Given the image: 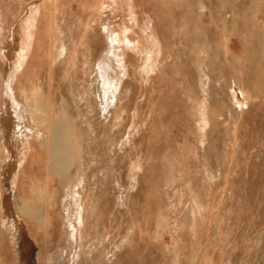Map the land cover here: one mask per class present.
Listing matches in <instances>:
<instances>
[{
    "label": "rangeland",
    "instance_id": "1",
    "mask_svg": "<svg viewBox=\"0 0 264 264\" xmlns=\"http://www.w3.org/2000/svg\"><path fill=\"white\" fill-rule=\"evenodd\" d=\"M66 1L57 0L59 11L69 5L73 18L68 23L76 22L74 36H82L89 46L90 61L80 57L75 65L77 71L66 82L71 95L65 94L68 87L61 74L53 73L54 106H61L64 96L76 98L81 105L77 112L70 110V122L82 112L90 115H85L80 136L66 130L69 167L63 174L49 173L55 198L47 201L53 199L56 214L47 233L65 243L73 216L63 212L69 202L62 198L67 183H80L76 200L88 207L80 227L93 228H87L90 260L77 261L72 247L63 264H264V0H200L204 15L198 0ZM9 2L0 0V8ZM48 2L52 0H20L10 7L9 34L2 38L1 52L9 48L3 45L5 39L11 47L15 44L12 24L36 16L37 38L27 47L22 39V47L27 61L33 60L28 61L31 68L45 65L51 20L44 23L35 7L51 16ZM19 60H5L0 81ZM81 90L87 92L82 102ZM21 100L23 119L34 130ZM7 105L12 108L11 102ZM200 108L207 117L201 128L196 121ZM24 138L41 158V168L46 146L39 142L43 147L37 148L36 130ZM14 142L0 145V191L8 189L11 211L0 218V242L6 241L5 256L12 264H32L33 251H28L33 256L27 262V242L13 227L23 224L22 219L32 222L31 236L42 243L44 229L33 215L45 212V174L29 203L33 213L13 208L22 198L11 181L23 168L13 157ZM28 176L36 178L37 169Z\"/></svg>",
    "mask_w": 264,
    "mask_h": 264
},
{
    "label": "bare ground",
    "instance_id": "2",
    "mask_svg": "<svg viewBox=\"0 0 264 264\" xmlns=\"http://www.w3.org/2000/svg\"><path fill=\"white\" fill-rule=\"evenodd\" d=\"M17 1H20V0H16L14 3L12 2V0H10V2L7 4V6L6 5L4 6L5 8L4 7L0 8V44L1 45H2V38H4L3 36L7 37L9 34L8 28H6V26L7 27L10 26V25H8L9 18H10L9 12H11L10 7L15 6ZM56 2H57V0H52L51 4H50V2H48V4H47V7L51 8V11H52L51 16L49 15L50 13L49 14H48V12L45 13L44 12L45 10L42 11L41 10L42 8L41 9L39 8L40 5H39V7H35V8L39 9L41 18L44 17V19H42V21L44 23H46V22L49 23V20H51V26H52V28H51L52 32L50 35L51 46H50L49 54L47 52L48 56L46 57L44 55V58H43L45 61V63L44 62L43 63L45 65H42V63H40V62L37 64L34 63L35 66L33 65V68H31V66H29V63H28L29 60L27 61V59H26V58H28L26 55V52H25L24 48L22 47V39L24 41V47H27L28 43H30L33 39L37 38V30H38L39 24L37 22L36 16L34 18H32L31 21L27 20L25 18L24 19L20 18V19H18L17 22H14L12 24V26L10 27V31L12 33L11 39L13 41H15V44L11 47L8 44L7 39H5L3 45L6 44L9 48L3 49L2 52L0 49V74L3 71V68L5 69L7 67L8 62L5 61L6 59L12 64L14 62L13 61L14 57H16L17 60H19V58L22 57V59L18 61V65H15L14 69H12L11 72L9 73L10 75L8 74L7 77H5L4 79H2L0 81V108H2L1 112H0V145L4 143V140H5V142L8 143V145H11L13 143V141H15L16 144L14 142L15 145H14V149L12 151L13 152L12 154H13L14 159L18 160L19 168L21 166L24 168V170H23V168L20 169L19 172L15 171L13 178H12V181H11L12 182L11 186L15 189L16 192L19 193L20 198H22L21 205H19L20 204L19 203L18 205L14 206L13 208L16 209V207H19L20 210H24L26 212L29 211L31 214L33 213V211L29 207V203L31 201V197L33 195H35L36 182H40L39 181L41 179L40 176H42L43 173L45 174L44 180L42 181V185H41L42 192L44 193V197H45L42 201V202H44V205L46 206V208H43L45 210V212H44V214H42L41 212L39 213L37 211L33 215L34 218H37V220L39 219V221H40L39 227L44 229V233H43L44 237H43L42 243L37 244L35 242L36 239L34 238L35 239L34 240L33 236H31L30 231L33 229V225H34L32 222L22 219L21 221L23 222L24 225L21 223V224L13 227V228H17L20 232H22V235L27 242L26 243L28 245V249L26 248L27 249V251H26L27 252V258H26L27 262H28L29 258L31 256H33L32 254H28V251L29 250L33 251L34 258L32 257L33 258L32 264H63L65 262L64 256H67V254L70 252V248H72V247L74 248L73 254L76 255V257H74V258H77V261H78V259H80L82 257L84 259L90 260L89 255H90L91 238H88V237H91V236H89L87 233V228L89 226L87 225V223H85L88 227L84 228V229L81 228V227H83L82 225L84 223V220H86L85 215H86V213H88L87 212L88 207L87 206L85 207V205H84L85 202H83V203H82V201L77 202V200H76L77 199L76 187L80 183L79 184H75V183L73 184L72 183L70 185H68L69 183H67L64 187L65 191H63L61 189L64 192V193H62L63 201L65 200V197L69 198V202L67 201L68 204H64V206H63V212L65 214H69V215L73 214V216H72V218L68 224L67 237L64 238L65 243L61 240V238H60L61 236L57 240L55 239L56 240L55 241L53 238H51L52 236L51 237L48 236V233H47L48 232L47 230H51V226H52L51 224H53V223L49 224V219L53 220L54 214H56V212H54L55 208H53L54 203L51 204V202H53V199L50 202V204L47 201L48 200L47 198H53L54 193H55V185H54L55 181L52 179V177L49 173L63 174L64 170H66V166H68L66 164L68 162L67 154H68V145H69L66 130L69 127V133L71 135L80 136L82 130H84L82 128V126H83L82 123L84 121H86L85 120L86 113H85V115H81L83 113L82 112L81 114L78 113L79 115L74 114V115L78 116L79 118L77 120H75L74 122H70V117H69L70 110L72 109V111H74L73 108L75 109L76 106L79 105L75 102L76 98L72 99L71 97L67 98V96L66 97L64 96V99H62V105L61 106L57 105L58 107L55 109V106H54L55 98L53 97V90H52L53 88L51 86L52 85L51 82L53 80L52 75L54 72L59 73V75L61 74L62 80L65 82L64 84L66 85V87H68L69 85L66 84V82H68V81L70 82V80L72 79L73 72L76 70V66L80 62V57H81L82 62L89 60V57H88L89 56V51H88L89 46L84 45L82 43V36H80L79 40L74 36V32L76 31V27L73 28L72 26L74 25V23L76 25V22L74 21L73 24L68 23L70 18L71 19L73 18L72 16H70V11H69L70 9L68 8L69 5L63 4L64 7L62 8L63 10L61 12V11H59V9H60L59 4L57 5L58 2L57 3ZM62 2H64V1H62ZM67 2H69V0H67L65 3L67 4ZM78 2H79V0H78ZM43 3H44V1H43ZM60 3H61V1H60ZM196 6L200 10V14L204 15L205 14V5L200 0H198L196 2ZM47 18H48V20H47ZM81 26H83V24ZM27 33L29 34L28 37H27ZM47 34L45 33V35H47ZM227 41H228V38L224 37L223 42L225 43V45H226ZM1 45H0V47H1ZM47 46H48V44H47ZM225 48H226L225 52H227V47H225ZM26 49H28V48H26ZM30 49H31V47H30ZM31 61H33V60H31ZM31 61H29V62H31ZM36 61H38V59ZM5 62H7V63H5ZM26 64H27V67H26ZM44 70L46 71V73L43 72ZM49 81H50V83H49ZM82 84H83V82L81 83L80 86H82ZM90 84L89 83L86 84V85H88L87 88L91 87ZM71 86H72V84H71ZM92 86L94 87V85H92ZM93 87H91V88L93 89ZM111 87H112V85H111ZM112 88H115V86ZM126 88H128V87H126ZM76 89H78V88H75V90ZM66 90H67V92L65 94L71 95L70 88L68 87V88H66ZM88 90L90 91V89H88ZM61 91H63V90H61ZM95 91H97V90H95ZM90 92H92V91H90ZM93 92L91 94H95V92L94 93ZM63 93H62V95H63ZM128 94H129V92H128ZM76 95H77V93L75 94V97H76ZM19 97L22 99L21 100L23 102L22 104H24L27 108H29L28 112H27V115H28L27 117H29L31 119L33 127H35L34 130L37 131V138L35 141V142H38L37 145H39V146H37V148H39L41 144L46 146V150H45L46 159H45V161L43 160L44 162L42 161V167L41 168H39V162L41 161V158L39 157V155L36 152H34V150L31 148V146L28 144V142H26V141L22 142L23 140H25L24 136L26 135V133L28 134L30 131H34V130L30 129L29 128L30 126L29 127L27 126L28 125L26 123L27 120L24 121V119H23L25 114L21 108L20 103L18 102ZM29 98H32L30 103L28 100ZM95 98H96V96H95ZM78 99H79L78 101H80V102L87 99V92L85 90H81V94H80ZM101 99H103V98L100 97L98 100H101ZM9 102H11L12 108L7 105V103H9ZM89 104H91V103H89ZM82 105H84V104H82ZM87 108H89V107H86V109ZM77 111H78V108H77L76 112ZM88 114L89 113H87V115ZM87 117L89 119V116H87ZM67 118H69V121ZM74 118H75V116H74ZM196 121H197V126H199V128H201V126L204 127L207 125V117L203 113L201 108L197 114V120ZM198 122H199V124H198ZM68 124H69V126H68ZM75 124H76V127H75ZM71 127H73L74 130ZM84 127H86V126H84ZM45 130H47V134L45 133ZM110 130H113V129H110ZM114 130H113V132H114ZM68 136H69V134H68ZM42 138H46L45 143H44V141H41ZM116 138H118V136ZM119 139H121V138H119ZM39 142H41V144ZM18 143H19L20 147L17 145ZM42 147L43 146L41 145V148ZM41 148H39V149H41ZM109 149H110V147H109ZM42 151H43V149H42ZM110 154H113V153L111 152ZM111 157H113V156H111ZM112 160L113 159H111L110 161L112 162ZM35 169H37V177L32 179L31 177H29L30 175L28 176V171H31V170L34 171ZM9 174H11V173H9ZM91 177H92V175H91ZM64 178H65V176H64ZM69 181H71L70 178H69ZM26 186H29V188H30L29 191H26V189H27ZM40 191H41V189L39 190V192ZM12 193H15V192H13V189H12ZM21 195L22 196L25 195L26 197L23 198ZM96 197H97V195H96ZM8 205H9L8 189H6V191H4V192L0 191V218L3 219L4 215H8V213L9 214L11 213V211L10 212L8 211L9 210ZM16 210H18V209H16ZM49 210H53V212H51V211L49 212ZM191 211L194 214V210H191ZM105 212H103V214H105ZM17 214H19V213H17ZM100 215H101V213H100ZM193 218H195V217H193ZM63 219L64 218L62 215V221H63ZM13 222H15V221H13ZM63 224L65 225L64 221H63ZM89 224L91 225V223H89ZM92 225H93V223H92ZM97 225H99V224H97ZM65 227H67V226L65 225ZM92 228H90V229H92ZM0 229H1V231H0V234H1L2 230H3L2 226ZM81 232H84V234L82 235ZM78 234L80 237L79 239L77 237ZM53 236H54V234H53ZM2 244H4V246H2ZM62 244H64L65 246L64 245L62 246ZM6 249H7V244H6V241L4 240L3 242H0V264H12L10 258L7 259V257L5 256L4 251ZM34 251H35V253H34ZM88 252H89V254H87ZM2 255H4V256L2 257ZM174 259H176V258H174ZM81 261L82 260H80V264H82ZM85 261H83V262H85ZM173 263H174V261H173ZM69 264H71V262ZM171 264H172V262H171Z\"/></svg>",
    "mask_w": 264,
    "mask_h": 264
}]
</instances>
